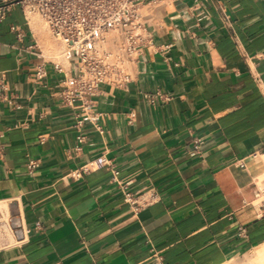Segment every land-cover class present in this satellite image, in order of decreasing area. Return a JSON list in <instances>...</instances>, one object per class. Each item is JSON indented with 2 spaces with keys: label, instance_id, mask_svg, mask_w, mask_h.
<instances>
[{
  "label": "crops",
  "instance_id": "0c3cea01",
  "mask_svg": "<svg viewBox=\"0 0 264 264\" xmlns=\"http://www.w3.org/2000/svg\"><path fill=\"white\" fill-rule=\"evenodd\" d=\"M142 13L152 44L131 81L92 96L102 134L59 102L71 71L31 15L0 22V202L19 225L0 264H223L264 241V0Z\"/></svg>",
  "mask_w": 264,
  "mask_h": 264
},
{
  "label": "built area",
  "instance_id": "2783aa9c",
  "mask_svg": "<svg viewBox=\"0 0 264 264\" xmlns=\"http://www.w3.org/2000/svg\"><path fill=\"white\" fill-rule=\"evenodd\" d=\"M174 0H0V22L12 6L18 5L23 12L36 13L45 23L52 37L62 46L66 63L52 61L54 69L65 74L59 102L72 111L77 131L90 123L98 133L103 128L98 124L100 114L95 109L93 95L100 86L125 87L131 81L130 67L143 49L152 44L150 30L142 13L151 4H165ZM16 37L23 36L19 28L11 24ZM36 80L45 76L44 64L36 66ZM150 103L160 98L157 92H145ZM79 141L82 134H78ZM194 142V149L198 148ZM88 165L102 166L105 159L98 156ZM33 163L29 161L28 166ZM129 183L126 182L125 184ZM124 199L130 194L123 191ZM253 205L264 209V186L258 188Z\"/></svg>",
  "mask_w": 264,
  "mask_h": 264
},
{
  "label": "bare ground",
  "instance_id": "6f19581e",
  "mask_svg": "<svg viewBox=\"0 0 264 264\" xmlns=\"http://www.w3.org/2000/svg\"><path fill=\"white\" fill-rule=\"evenodd\" d=\"M30 26L32 27L34 32H36V34L40 37V40L42 41V43H45L47 39V33L44 27L40 25V23L38 24V21L35 17H31ZM48 45H49V49L52 51H56L60 49V47L62 49V46H60V42L58 43L57 40L49 42ZM62 63H66L64 59L62 60ZM0 212L2 213L1 220H3L4 222L2 225V227L4 228L3 231H5L7 235L6 240L0 244H6V243L13 241V235L11 233V229L9 227L7 217H6L8 213L6 209V205L1 202H0ZM254 251H255V256L253 258H248L246 261L243 260L239 264H264V241L259 243ZM223 264H233V263H231V260H228L224 262Z\"/></svg>",
  "mask_w": 264,
  "mask_h": 264
},
{
  "label": "rangeland",
  "instance_id": "374dc122",
  "mask_svg": "<svg viewBox=\"0 0 264 264\" xmlns=\"http://www.w3.org/2000/svg\"><path fill=\"white\" fill-rule=\"evenodd\" d=\"M29 15H31V17H32V15H33V17H35L36 19H37V21L44 27V29H45V31H46V33H47V35H48V40L51 42V41H56L53 37H52V35L50 34V32H49V30L47 29V27H46V25H45V23L43 22V20L39 17V15L38 14H36V13H29ZM46 53H48V54H50L51 56H53V60L54 61H59V62H62L61 61V59H62V49H59V50H56V51H50V50H44ZM6 217H7V221H8V224H9V227H10V229H11V231H12V234H13V232H14V228H12L11 227V225H10V222H9V218H10V214H9V211H8V213H7V215H6ZM1 218H2V213L0 212V243H2V242H4L5 240H6V232L5 231H3V227H2V225H3V220H1ZM2 229V230H1ZM4 246V244H0V247L1 246ZM258 246V244L257 245H255V246H253V247H250V248H248V249H246L245 251H243L242 253H239L238 255H236V256H234L232 259L230 258V259H228V260H231V263H233V264H239V263H241L243 260L244 261H246L248 258H253L254 256H255V249H256V247Z\"/></svg>",
  "mask_w": 264,
  "mask_h": 264
},
{
  "label": "water",
  "instance_id": "95a60500",
  "mask_svg": "<svg viewBox=\"0 0 264 264\" xmlns=\"http://www.w3.org/2000/svg\"><path fill=\"white\" fill-rule=\"evenodd\" d=\"M9 214H10V218H9V222L12 228H14V234H18L19 232V225L17 220L15 219V217H13V213L9 210Z\"/></svg>",
  "mask_w": 264,
  "mask_h": 264
}]
</instances>
